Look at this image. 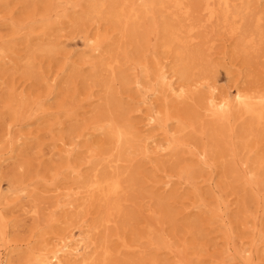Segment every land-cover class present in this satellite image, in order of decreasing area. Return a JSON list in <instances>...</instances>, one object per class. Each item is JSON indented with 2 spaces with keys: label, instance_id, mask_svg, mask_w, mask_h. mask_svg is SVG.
I'll return each mask as SVG.
<instances>
[{
  "label": "rangeland",
  "instance_id": "374dc122",
  "mask_svg": "<svg viewBox=\"0 0 264 264\" xmlns=\"http://www.w3.org/2000/svg\"><path fill=\"white\" fill-rule=\"evenodd\" d=\"M89 1L0 0V54L11 59L6 64L0 61V161L6 158L0 175V207L10 229L3 246L15 249L9 264H34L28 261L27 248H49L55 244L54 239L67 235L70 229L77 233L82 224L95 227L89 250L95 261H103L107 248V264H148V254L121 247L120 237L133 243L147 229L150 210L158 207L162 209V225L154 223L152 227L156 232L161 227L165 229L173 249L187 247L188 264H242L236 254L242 249L253 251L252 264H264V241L259 240L255 246L253 243L258 231L264 236V162L261 166L254 163L264 161V123L257 126L237 112L220 123L207 107L209 86L216 87V95L229 97L236 87L264 92V42L247 51L240 46L243 32L252 25L251 17L264 10V0H250L252 9L235 34L218 22L204 23L205 17L197 10L198 0H185L197 11L193 13L198 24L192 32L191 47H203L193 80L185 83L173 77L174 86L183 87L187 97L172 94L167 89L168 80L158 83L155 72L158 64L170 72L172 56L159 46L164 25L173 18L189 21L157 6L136 33L128 35L118 24L103 18L83 19ZM133 1L136 6L142 3H128ZM44 16L49 17L46 25L39 22ZM261 23L264 29V15ZM99 36L104 38L101 47L91 51ZM47 40L58 43L57 48L49 54L31 52L32 68L27 71L24 63L33 44ZM115 56L117 77L109 94L102 82L110 73L103 71L100 63ZM70 63L73 67L66 68ZM48 76L50 81L46 82ZM135 76L143 81L142 92L132 83ZM53 83L55 89L50 85ZM144 91L159 118L166 108L174 116L169 121L168 134L157 122L147 124L150 107L141 102ZM47 93L52 99L44 103V111L38 110L30 117L26 113L20 122L16 120L10 108L15 105L12 97L24 94L29 101L44 102ZM107 116L127 123L135 134L136 138L126 146L125 160L113 163L118 170H127L125 175L132 179L133 186L122 202V213L100 224L106 207L97 199L88 201L80 182L95 168V153L110 145L108 134L95 127L100 118ZM37 117L41 119L35 121ZM189 118L196 120V129L203 124L207 132H178L179 123ZM219 126L224 128L223 136L208 130ZM15 134L27 138L19 141L24 143L19 151L12 152L9 141ZM153 134L164 144L165 155L153 153L150 147L144 157L142 138ZM167 135L180 138L184 144L171 151ZM231 148L235 155L229 154ZM203 149L208 153L206 164L198 155ZM116 155L113 151L111 158ZM186 165L194 170L189 181L180 178ZM114 167L101 163L96 169L107 173ZM245 167L257 174L256 185L246 182ZM166 173L172 175V182L164 191L159 187ZM21 182L24 191L13 192ZM157 194L166 197L165 205L156 204ZM218 194L226 206L224 223H211L209 210L215 209ZM69 200L75 206L67 210L62 206ZM203 201L206 207L198 206ZM30 209L38 213H27ZM226 247L231 248L233 259L226 258ZM150 251L151 255L157 254L158 264H174L172 253L166 254L163 249Z\"/></svg>",
  "mask_w": 264,
  "mask_h": 264
},
{
  "label": "bare ground",
  "instance_id": "6f19581e",
  "mask_svg": "<svg viewBox=\"0 0 264 264\" xmlns=\"http://www.w3.org/2000/svg\"><path fill=\"white\" fill-rule=\"evenodd\" d=\"M142 3L139 6H136L134 1L128 3V0H90L88 6L86 7V12H84L83 19H91L93 17L103 18L105 20L114 22L118 24L128 35L135 34L136 31L140 28L142 21L145 18L154 14L155 7L159 6L166 10H171V14L176 17L177 13L183 16L184 20L189 21L184 23L181 19L173 18V22H169L164 25L163 34L160 42V49L163 53H168L172 56L171 65L169 67V73L163 69L164 66L157 65L155 78L160 84H164L165 80H168L167 86L170 92L176 97H187V91L181 86H174L173 77L182 80V82L189 83L190 80H193L196 75V70L198 68V62L202 60L203 47H191V41L194 39L192 32L197 27L198 20L193 19V13L197 12L192 6L186 5L185 0H140ZM199 4L197 10L203 14L204 23L212 24L213 22H218L224 27H227L230 34L237 33L241 28L242 24L246 22L247 15L252 9V4L250 0H198ZM194 9V10H193ZM264 10L257 12L254 17H251V26L248 30H245L241 39V49L247 51L249 49H254L259 43L264 42V29L262 28ZM49 17H42L39 22H42L43 25L48 24ZM31 23H36L32 21ZM104 38L98 37L94 44L91 45V51H96L101 47ZM214 40H211L213 43ZM58 46V43L54 41H41L33 44L29 55L26 58L24 67L27 71L32 68V61L30 59L31 52L34 53H52ZM1 49V48H0ZM7 55L0 54V61H3L5 64L10 62L11 59L6 57ZM118 62V58L108 57L101 61L100 66L103 71L110 73V77L107 81L102 82L107 90V93L111 94V87L113 82L116 80V70L115 64ZM66 68H70L72 63L66 64ZM73 67V66H72ZM124 78V79H123ZM123 80H126L123 77ZM50 81V77L46 78V82ZM134 87L139 91L143 88V81L140 76H135L132 81ZM52 87H56V84H50ZM53 89V90H54ZM52 90V91H53ZM156 90V88H155ZM209 96L207 98V107L212 113V115L218 120V122L226 121L230 118L233 113L237 112L240 116H246L252 119V122L257 126H262L264 123V92H250L235 88L232 90V94L229 96L216 95V87L209 86ZM142 92V91H141ZM50 93V92H49ZM49 93L46 95L45 101H29L26 95H21L17 99L12 97L17 108H13L15 105H10L14 116L18 122H20L27 113V116H32L35 112L44 111V103L49 102L52 97H48ZM144 91V96L141 102L150 107V113L147 115V124L154 125L153 123H159L160 127L163 129V133L168 134L169 121L174 118L170 111L166 108L163 111L161 118L156 115V112L153 110L152 102L149 98V95ZM17 94L16 96H18ZM48 97V98H47ZM46 114V113H44ZM12 117H9L11 120ZM178 120L179 117H176ZM14 119V118H13ZM41 119L37 117L35 121ZM8 123L9 121H5ZM96 128L104 130L108 134L109 146L108 149L101 152H96L94 155L95 159V168L92 172L80 182L82 188H84L85 193L87 194V200H99L106 207V214L102 223L105 224L110 221V217L115 214L122 213V202L126 200L127 193L132 189L133 183L130 177H127L125 173L126 169L118 170L114 167L116 161L125 160V151L126 146L129 145L133 138L135 137L134 132L131 130V127L124 122L117 121L111 116L100 118L96 122ZM218 127V126H217ZM188 129H191L200 135H204L207 132L206 127L201 124L199 129H196V120L189 118L186 121L180 122L178 126V132L182 133ZM211 132L216 133L217 135H224V128H212L208 129ZM22 134H15L11 136L9 144L12 152L19 151L21 146L24 144L19 142L22 140ZM136 138V137H135ZM167 146L173 151L178 147L184 144V141L180 138L167 135ZM143 141V150L142 154L144 157L150 153L149 148L153 153L158 154L159 156L165 155L164 153V144L158 141L153 135H146L142 138ZM244 148L248 147L247 140L244 141ZM113 151H116V158H111ZM230 155L235 153L234 148L228 150ZM67 154H71L70 151H67ZM172 155H176L172 154ZM203 157V163H207L209 159L207 158L208 153L207 149H203L198 153ZM235 155V154H234ZM14 158L15 156H10ZM6 160L4 158L0 161V175L2 169V163ZM263 160H256L254 163L258 165L263 164ZM107 164L108 168L114 167V171L100 173L97 171L96 167L101 164ZM246 164V162H244ZM21 166V164H19ZM247 166V165H246ZM157 170H162L157 168ZM193 168L190 165L184 166L180 171V178L183 181H189L193 177ZM127 174V173H126ZM243 176L246 179V182L251 185H256L257 174L254 173L253 169L247 170V167L243 168ZM165 179L161 181L160 189L166 191V187L172 182L171 174H165L163 176ZM181 180V183L183 182ZM159 182V181H157ZM21 182L18 186L12 189L15 193H21L24 191L25 186H22ZM180 183V181H179ZM156 204L165 205V196L157 194ZM153 199V198H151ZM223 207H222V206ZM75 204L73 200H69L63 204L62 207H65L67 210L71 207H74ZM198 206L206 207V203L203 201ZM226 206L223 204V199L221 195L216 196V207L214 210H209L211 213V223L220 221L224 223V214H226ZM152 213L149 215L148 227L144 233L140 234L133 243H127L122 237L120 246L123 248L131 249L133 252L146 253L149 255L148 264H158L157 263V254L151 255L150 250L163 249L166 254H171V258L174 259V264H188L189 259L186 258L187 247L184 246L183 250L173 249V242L169 237V234L161 227L158 232L152 227L154 223L162 225L160 221L162 209L158 207L156 210H150ZM27 213L36 215L38 211L36 209H30ZM196 221V220H195ZM193 223V221H192ZM192 223L187 224V229L190 230L189 226L192 227ZM95 228H90L89 225L82 224L77 229V233L70 229L67 235L57 237L54 239L55 244L51 245L48 248V245H43L42 247H29L28 251V261L34 262V264H107L105 261L106 256L110 254V250L104 248L103 252V261H95L91 256L90 245H91V230ZM9 222L7 221L3 208L0 207V264H9L10 256L15 251V249L9 250L10 246H3V243L7 242L9 236ZM261 240L264 241V236L260 231H258L256 238L253 243L254 246L256 243ZM185 240L182 242L184 245ZM230 247H226L224 252L227 253V259H233L234 255L230 254ZM150 251V252H149ZM253 251L250 249H242L237 252V258H242V264H252L253 263ZM12 257V256H11ZM235 264V263H231Z\"/></svg>",
  "mask_w": 264,
  "mask_h": 264
}]
</instances>
